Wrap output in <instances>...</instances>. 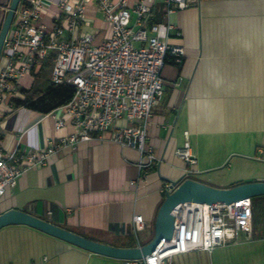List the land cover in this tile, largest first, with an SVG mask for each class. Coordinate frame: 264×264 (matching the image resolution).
<instances>
[{"label":"crops","instance_id":"obj_1","mask_svg":"<svg viewBox=\"0 0 264 264\" xmlns=\"http://www.w3.org/2000/svg\"><path fill=\"white\" fill-rule=\"evenodd\" d=\"M10 1L0 0V30ZM57 2L44 0L46 25L59 12ZM97 5L94 0L84 8L85 21L79 28L93 44L109 35ZM165 9L164 0H156L150 23L163 22ZM168 21L176 27L169 44L183 46L186 52L179 66L167 60L163 98L151 109L147 144L155 154V166L141 168L137 149L100 141L93 134L91 141L59 147L47 164L22 175L0 198V214L16 209L104 244L131 240L137 247L154 237L165 184L180 178L217 188L264 182V0H201L171 12ZM50 65L35 68L20 81L28 98L35 99L33 93L50 87ZM45 82L47 86L41 88ZM51 112L57 118L63 114ZM0 126L3 150L17 155L42 151L50 140L57 142L73 132L69 122L55 130L50 112L26 106L16 107ZM184 132L197 160L192 166L175 155L186 140ZM226 145L236 147L238 158L222 179H206L203 173L215 167L208 161L210 152ZM137 178L138 184L131 186ZM258 201L253 202L251 237L241 232L238 244L210 254L194 251L174 256L169 264H264V196ZM134 215L144 221L138 240L133 234ZM0 264L129 262L93 254L28 226L8 225L0 229Z\"/></svg>","mask_w":264,"mask_h":264},{"label":"built area","instance_id":"obj_2","mask_svg":"<svg viewBox=\"0 0 264 264\" xmlns=\"http://www.w3.org/2000/svg\"><path fill=\"white\" fill-rule=\"evenodd\" d=\"M21 0L14 11L0 51V125L16 108L17 101L28 96L20 81L33 70L49 62L50 86L74 88L71 99L50 112L53 127L59 130L70 123L73 132L67 137L50 140L46 148L17 155L1 146L0 126V198L15 187L29 169L47 164L55 150L79 141H91L92 135L123 147L137 149L139 166L150 169L156 157L147 144V127L151 109L163 98V68L167 60L175 66L183 63V46L169 44L170 32L176 30L168 21L171 12L185 10L201 0H164V21L150 23L156 0H138L127 6L126 0L113 4L97 0L109 35L98 44L80 32L85 21L84 8L94 0H58L59 12L51 25L43 22L44 0ZM72 39L67 41L66 35ZM180 33L176 32V36ZM124 120L126 124L118 125ZM175 155L188 165H195L188 133ZM140 178L130 181L135 186ZM172 191L171 184L163 193ZM253 199L245 198L229 204L185 202L172 211L174 231L156 253L129 264H169L174 256L194 251L210 254L214 249L239 243V233L251 237ZM133 234L144 230L141 215L132 218Z\"/></svg>","mask_w":264,"mask_h":264},{"label":"water","instance_id":"obj_3","mask_svg":"<svg viewBox=\"0 0 264 264\" xmlns=\"http://www.w3.org/2000/svg\"><path fill=\"white\" fill-rule=\"evenodd\" d=\"M19 1H10L0 30V51ZM171 187L172 191L165 193L164 200L157 211L153 227L154 237L143 246L122 248L104 244L16 209L0 214V229L8 225H24L93 254L117 260L140 261L146 256L154 255L163 242L171 238L174 231L172 211L179 204L192 201L208 205L229 204L246 197L253 199L254 197L264 196V182L246 183L232 188H217L190 178H180L172 182Z\"/></svg>","mask_w":264,"mask_h":264},{"label":"trees","instance_id":"obj_4","mask_svg":"<svg viewBox=\"0 0 264 264\" xmlns=\"http://www.w3.org/2000/svg\"><path fill=\"white\" fill-rule=\"evenodd\" d=\"M21 3H23L22 0ZM73 92L74 88L68 85H59L55 87L50 86L44 93H33L32 97H35V99L27 98L25 101H17L16 107L26 106V108L28 107L32 110H36L39 112L41 111V113H49L51 111H54V109L67 103L71 99ZM112 246L131 248L134 247L135 244L131 240L126 242L116 240L114 241V244H112Z\"/></svg>","mask_w":264,"mask_h":264},{"label":"rangeland","instance_id":"obj_5","mask_svg":"<svg viewBox=\"0 0 264 264\" xmlns=\"http://www.w3.org/2000/svg\"><path fill=\"white\" fill-rule=\"evenodd\" d=\"M46 86H47V82L42 84L40 87L45 88ZM235 150H236L235 146L226 145V147L221 146L219 150H214L210 152L211 156L208 157V161L210 165H215V167L210 168L208 171H205L203 173L205 178L211 179L212 181H217L219 179H222L227 174L228 172L227 170L229 169L231 163H233L235 158H238V156L233 152ZM228 153H230V155L225 160V162L221 166H216L220 163L221 158H223ZM253 202H257L259 204L258 197H254ZM260 213L262 216V210H260Z\"/></svg>","mask_w":264,"mask_h":264}]
</instances>
